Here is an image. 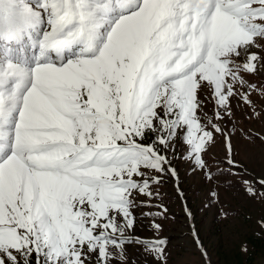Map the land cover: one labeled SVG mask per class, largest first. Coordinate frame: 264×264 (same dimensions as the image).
Instances as JSON below:
<instances>
[{
	"label": "snow or ice",
	"instance_id": "1",
	"mask_svg": "<svg viewBox=\"0 0 264 264\" xmlns=\"http://www.w3.org/2000/svg\"><path fill=\"white\" fill-rule=\"evenodd\" d=\"M261 72L264 0H0V264L162 258L134 209L178 147L206 169L220 135L231 157L223 122Z\"/></svg>",
	"mask_w": 264,
	"mask_h": 264
},
{
	"label": "rangeland",
	"instance_id": "2",
	"mask_svg": "<svg viewBox=\"0 0 264 264\" xmlns=\"http://www.w3.org/2000/svg\"><path fill=\"white\" fill-rule=\"evenodd\" d=\"M248 79L260 87L264 72ZM252 100L254 110L234 101L231 121L223 122L231 136V157L220 135L205 154L206 169L194 167L177 148L178 178L165 174L152 198L141 197L146 202L134 209L137 221L131 233L165 240L164 256L158 259L132 243L121 264H264V245L250 241L253 235L264 237V187L257 182L264 179V96L253 92ZM211 109L209 104V114ZM229 158L238 166L228 164ZM241 177L252 182L254 193ZM164 208L166 213L156 215ZM153 221L161 225L159 231L151 227ZM251 253L254 259L248 263Z\"/></svg>",
	"mask_w": 264,
	"mask_h": 264
},
{
	"label": "trees",
	"instance_id": "3",
	"mask_svg": "<svg viewBox=\"0 0 264 264\" xmlns=\"http://www.w3.org/2000/svg\"><path fill=\"white\" fill-rule=\"evenodd\" d=\"M250 241H253L254 243L255 242H258L260 245H264V237L260 236V235H253V236H250ZM254 259V255L251 253L248 257V263L249 262H252ZM238 264H243V261L240 260L238 262Z\"/></svg>",
	"mask_w": 264,
	"mask_h": 264
}]
</instances>
